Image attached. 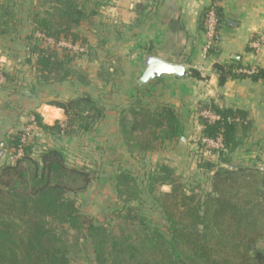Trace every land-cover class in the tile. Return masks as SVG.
<instances>
[{
  "label": "trees",
  "instance_id": "trees-1",
  "mask_svg": "<svg viewBox=\"0 0 264 264\" xmlns=\"http://www.w3.org/2000/svg\"><path fill=\"white\" fill-rule=\"evenodd\" d=\"M3 1L0 34L11 36L18 32L17 15ZM100 1L89 6L91 0H50L48 8L32 14L33 32L27 36L26 48L38 55L33 66L41 83L75 81L91 87L90 77L74 68L82 55L38 45L34 33L86 47L89 54V40L79 28L98 14ZM217 15L220 24V7ZM214 68L220 85L246 77L237 73L239 66L215 64ZM119 75L118 68L102 66L97 76L101 89L66 102H47L64 111V123L49 126L32 111L29 115L35 117L41 139L22 144L23 131L6 139L5 150L13 154L22 145L24 154L14 164L0 165V264H72L81 243L89 247L94 264H264V248L260 247L264 241V176L236 158L252 129L246 111L203 106L221 120L213 123L201 117L200 136L222 135L225 148L208 154L217 160H203L208 163L201 167L212 179L210 191L202 197L188 193L175 171L162 164L146 180L129 169L117 171L115 190L122 206L115 209L114 222H98L78 207L76 197L88 193L97 171L70 165L61 143L64 138L97 131L108 113L106 101L113 96L105 88ZM191 76L201 78L195 70ZM251 78H264V72ZM118 130L129 154L157 151L162 143H178L185 137L183 124L170 105L152 108L140 101L120 112ZM164 186L171 192L162 193ZM146 209H156L161 223L146 214Z\"/></svg>",
  "mask_w": 264,
  "mask_h": 264
},
{
  "label": "crops",
  "instance_id": "crops-1",
  "mask_svg": "<svg viewBox=\"0 0 264 264\" xmlns=\"http://www.w3.org/2000/svg\"><path fill=\"white\" fill-rule=\"evenodd\" d=\"M35 1H3L4 6L11 7L17 15L18 32L11 36L0 34V65L7 76L6 84L0 86V146L9 135L24 129L32 111L40 114L49 126L64 123V111L47 105L51 96L67 101L84 92L101 89L97 76L105 66L118 68L120 75L105 88L104 92L114 94L111 101H106L108 113L96 132L114 135L119 151H124V145L120 143L117 110L122 104L124 108L131 106L140 97L150 107L170 105L183 124L188 142L197 141L201 134L198 118L202 110L198 111L199 108L213 104L220 109L246 111L252 129L236 158L248 164L257 160L264 163V78L254 81L252 75H245L220 85L214 68L215 64H222L264 72V46L258 53L251 47L264 30V0L221 1L220 41L206 59L202 55V15L211 0H105L98 14L79 28L91 48L89 54L75 61L74 68L90 77V88L75 81L44 85L38 78L34 61L17 62L26 49L27 36L33 32L32 14L44 10L49 2ZM147 55L185 64L188 75L184 79L162 76L139 87L137 81L145 69ZM201 66L203 73L195 69ZM191 70L197 71L201 78L191 76ZM193 128L197 131L192 138ZM177 151H184L186 160L189 149L184 143Z\"/></svg>",
  "mask_w": 264,
  "mask_h": 264
},
{
  "label": "rangeland",
  "instance_id": "rangeland-1",
  "mask_svg": "<svg viewBox=\"0 0 264 264\" xmlns=\"http://www.w3.org/2000/svg\"><path fill=\"white\" fill-rule=\"evenodd\" d=\"M95 1L91 0L92 4L91 2H88V5H93ZM35 2H39L40 4L41 0H36ZM99 3L100 6H102L105 4V0H101ZM48 7L49 3L46 4L44 8L46 9ZM56 99H58V97L51 96L50 101H57ZM60 101L66 102V100L63 99ZM139 101L143 105H146V101L144 99H135L133 104L130 105H137ZM156 106L157 105L152 106V108ZM126 108H124V105L122 104L120 105L119 110L116 109L119 112V116L120 112ZM201 110L203 111L209 109H198V111ZM200 119L201 116L199 112V124ZM195 131H197V129L193 128V131L191 132L192 134L190 133L192 138L195 136ZM184 138L185 142H164L159 146V150L157 151L144 153L135 151L133 154H129L125 148L124 151H119V143H116L117 141L115 136L107 134L105 135L103 131L89 135L79 134L73 138H64L61 146L64 147L67 152L68 163L78 167H89L92 170L97 171L98 178L93 182L88 193L76 197L78 207L84 214L93 217L98 222H114L115 209L121 208L122 206L121 202L118 201L115 190L114 178L117 171L121 168L129 169L139 178L146 180L147 175L154 172L155 170H158L159 165L162 164L168 165L175 171L176 175L180 179V182L185 186L188 193L193 192L199 197H202L206 192L210 191L212 175L204 168V166L201 167V165L208 163L203 161L205 159V161H214L217 159L212 160L205 149L200 152V149L198 150L196 145L198 144V140H191L188 142L186 140V133ZM35 139L36 138H34V140ZM49 142L52 143L51 140H49ZM121 142L123 143V140H120V143ZM181 143H184L185 147L189 149V151H187L188 154L186 160L184 159L183 155L184 151H177V148L180 147ZM181 159L183 160L181 161ZM200 160H202L201 164L199 163ZM3 164H7V160H4L2 163H0V165ZM248 165L252 171L264 176V171L260 170L261 167L264 168L263 161L261 163L257 160L256 163L250 162ZM160 190L162 193L171 192V188L169 186L161 187ZM145 213L153 218L156 223H161L162 217L158 211H156V209H146ZM111 225L113 226L114 224ZM81 244L82 247L80 252L74 254L71 258L72 264H94L92 262L93 256L90 253L89 247L86 243ZM260 247L264 248V241L260 243Z\"/></svg>",
  "mask_w": 264,
  "mask_h": 264
},
{
  "label": "built area",
  "instance_id": "built-area-1",
  "mask_svg": "<svg viewBox=\"0 0 264 264\" xmlns=\"http://www.w3.org/2000/svg\"><path fill=\"white\" fill-rule=\"evenodd\" d=\"M221 1L222 0H211V3L209 7L207 8L206 17L204 21L203 43H202V55L205 59L209 56L213 48H215L220 41L219 18L217 15V9L218 7H220ZM34 38H35L36 44L38 45L43 44L52 49L56 48L59 51L63 49H67L72 54H75V55H85L87 53L86 47H81L80 45L73 44L68 41L56 42L54 39L48 38L40 32H35ZM263 46H264V30L258 34L257 40L251 43V47L256 53H258L262 49ZM37 57L38 55L31 53L30 48L27 47L22 57L19 58L17 62L21 64L25 62L26 60L35 61ZM195 69L198 70L200 73L204 72V68L202 66L195 67ZM237 73L251 76L256 73V70L241 68V69H238ZM6 82H7V76L3 70V67L0 65V86H4ZM200 116L203 119H207L213 123L221 120V117L219 115L209 110L201 111ZM228 121L233 122L234 119L229 118ZM22 131H23V136L21 139L22 144H24L27 140H30V139H34V138L41 139L42 138V133L36 127L35 117L32 115L28 117L27 124ZM197 142H198V150L200 149V152H202L203 149H205V151H207L208 154H211V151H221L225 148L222 135H219L216 138H207V137L200 136ZM5 151H6L5 160H7L8 164H14L16 160L21 158L24 154L22 145L13 154L9 153L7 150ZM260 170L264 171V168L261 167Z\"/></svg>",
  "mask_w": 264,
  "mask_h": 264
},
{
  "label": "water",
  "instance_id": "water-1",
  "mask_svg": "<svg viewBox=\"0 0 264 264\" xmlns=\"http://www.w3.org/2000/svg\"><path fill=\"white\" fill-rule=\"evenodd\" d=\"M144 71L137 81L139 87H144L150 82L155 81L162 76H172L177 79H184L187 75V66L180 63H172L167 60L161 59L155 55H147L144 59ZM32 96L31 93H27ZM185 142V138L181 139ZM6 151L3 145L0 146V163L4 161Z\"/></svg>",
  "mask_w": 264,
  "mask_h": 264
}]
</instances>
